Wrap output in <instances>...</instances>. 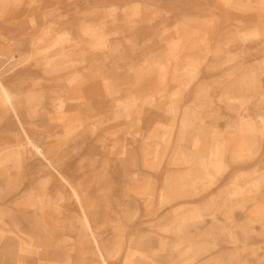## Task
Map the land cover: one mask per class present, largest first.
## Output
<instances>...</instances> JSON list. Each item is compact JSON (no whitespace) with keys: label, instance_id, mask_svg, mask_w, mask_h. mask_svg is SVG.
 <instances>
[{"label":"rangeland","instance_id":"rangeland-1","mask_svg":"<svg viewBox=\"0 0 264 264\" xmlns=\"http://www.w3.org/2000/svg\"><path fill=\"white\" fill-rule=\"evenodd\" d=\"M11 97L64 113L4 173L63 264H264V0H0Z\"/></svg>","mask_w":264,"mask_h":264},{"label":"crops","instance_id":"crops-1","mask_svg":"<svg viewBox=\"0 0 264 264\" xmlns=\"http://www.w3.org/2000/svg\"><path fill=\"white\" fill-rule=\"evenodd\" d=\"M63 59L64 57L62 58L60 70L62 82L60 83L61 92L59 93L62 102L70 98V87L65 83L67 77L64 78L68 70V62L67 65H64ZM36 68H40L39 64ZM41 70L47 72L44 68H41ZM39 82L36 81L32 85L37 86ZM4 94H6V90ZM7 99L9 100V97ZM10 107L12 109L10 113L6 110L7 107L0 110L2 111L0 112V137L2 139L0 143V177L2 176V179H0V264H63L62 260L55 258L56 251L61 248L59 245L60 238L58 239L57 236L53 235L51 226L45 219V214L38 212V210H17L13 207V201L7 202L10 200V196L7 193L4 173H6L7 168L11 169L13 174H15L16 169L18 171L22 168L23 164L20 161V156H22V150L29 143L32 145L33 150L29 152L37 158V161L40 156L44 162L49 164V160L43 155V147L39 145L36 138L37 136L48 135V130L53 128L54 122L64 119V113L61 114V117H55L54 113L51 112L32 111L27 117L31 123L29 127H26L21 115L15 108L13 97H11ZM23 136L28 143L24 141ZM35 162L29 161V163ZM8 182V184H14L11 178ZM31 182L45 186L49 182L53 183L54 179L53 175L51 177H31L29 183ZM36 193L39 194L38 191ZM36 196L42 197L44 195ZM14 213L19 214V221H15ZM30 218L33 219V223ZM43 253L47 254L43 255Z\"/></svg>","mask_w":264,"mask_h":264},{"label":"bare ground","instance_id":"bare-ground-1","mask_svg":"<svg viewBox=\"0 0 264 264\" xmlns=\"http://www.w3.org/2000/svg\"><path fill=\"white\" fill-rule=\"evenodd\" d=\"M6 95V94H5ZM7 97V96H6Z\"/></svg>","mask_w":264,"mask_h":264}]
</instances>
